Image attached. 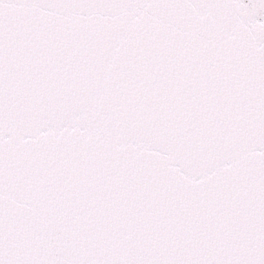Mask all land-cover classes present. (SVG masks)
<instances>
[{"label": "snow or ice", "instance_id": "1", "mask_svg": "<svg viewBox=\"0 0 264 264\" xmlns=\"http://www.w3.org/2000/svg\"><path fill=\"white\" fill-rule=\"evenodd\" d=\"M0 264H264V0H0Z\"/></svg>", "mask_w": 264, "mask_h": 264}]
</instances>
